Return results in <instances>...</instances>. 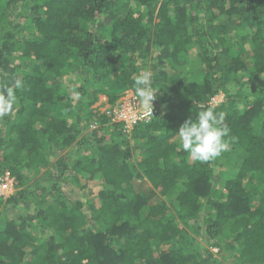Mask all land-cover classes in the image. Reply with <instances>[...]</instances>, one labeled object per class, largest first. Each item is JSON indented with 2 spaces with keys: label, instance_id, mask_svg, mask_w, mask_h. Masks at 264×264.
Instances as JSON below:
<instances>
[{
  "label": "trees",
  "instance_id": "16d2710c",
  "mask_svg": "<svg viewBox=\"0 0 264 264\" xmlns=\"http://www.w3.org/2000/svg\"><path fill=\"white\" fill-rule=\"evenodd\" d=\"M143 71L153 113L128 125ZM13 78L0 264H264V0H0ZM207 107L228 150L193 161L176 132Z\"/></svg>",
  "mask_w": 264,
  "mask_h": 264
},
{
  "label": "clouds",
  "instance_id": "9594fccd",
  "mask_svg": "<svg viewBox=\"0 0 264 264\" xmlns=\"http://www.w3.org/2000/svg\"><path fill=\"white\" fill-rule=\"evenodd\" d=\"M134 85V92L141 107L152 116V102L156 99L157 92L152 86V73L143 71L136 75ZM23 87L24 82L20 78L0 83V118L8 116L14 110L18 103L17 92ZM122 102L120 101V104ZM116 109L114 106L113 111ZM229 131L224 124V114L216 112L214 107H207L197 112L195 119L185 120L176 133L181 149L193 161L208 162L221 157L222 153L228 150L229 141L225 138L228 137ZM5 174L8 175V172ZM4 176L0 181V194L9 195L15 186L13 179L8 176L7 186L3 187Z\"/></svg>",
  "mask_w": 264,
  "mask_h": 264
},
{
  "label": "built area",
  "instance_id": "2783aa9c",
  "mask_svg": "<svg viewBox=\"0 0 264 264\" xmlns=\"http://www.w3.org/2000/svg\"><path fill=\"white\" fill-rule=\"evenodd\" d=\"M115 113L118 118L125 120L128 125H131V123L137 118L150 117V115L141 107L139 100H137L132 94L126 103L124 101L122 102L121 107L118 110L116 109ZM3 179L4 182L2 183V186L6 187L8 175L5 174ZM10 181L11 179H9V182Z\"/></svg>",
  "mask_w": 264,
  "mask_h": 264
},
{
  "label": "rangeland",
  "instance_id": "374dc122",
  "mask_svg": "<svg viewBox=\"0 0 264 264\" xmlns=\"http://www.w3.org/2000/svg\"><path fill=\"white\" fill-rule=\"evenodd\" d=\"M131 94H132V92L130 89L125 90L124 94L121 95V97H118L116 102L124 101L126 103L128 101V99H130ZM220 99H221V96H218V97H216L215 101H218ZM92 107L97 108L100 111L106 110L107 107H109L107 96L104 93H100L98 95L97 101L92 104ZM90 200H92V199H90Z\"/></svg>",
  "mask_w": 264,
  "mask_h": 264
}]
</instances>
